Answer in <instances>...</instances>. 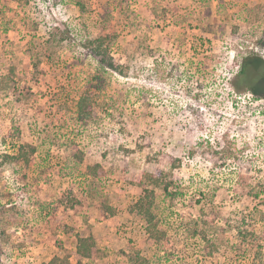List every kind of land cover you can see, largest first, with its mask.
Here are the masks:
<instances>
[{"label":"rangeland","instance_id":"obj_1","mask_svg":"<svg viewBox=\"0 0 264 264\" xmlns=\"http://www.w3.org/2000/svg\"><path fill=\"white\" fill-rule=\"evenodd\" d=\"M247 56L264 0H0V264H264Z\"/></svg>","mask_w":264,"mask_h":264},{"label":"trees","instance_id":"obj_2","mask_svg":"<svg viewBox=\"0 0 264 264\" xmlns=\"http://www.w3.org/2000/svg\"><path fill=\"white\" fill-rule=\"evenodd\" d=\"M257 58V57H256ZM255 56H247L243 59V62L241 64V67L237 73V76L234 81H232V85L235 89L242 90V89H248L251 91H256L257 81L262 77L264 79V74H261V77H258L257 73L254 70V63L258 60ZM261 60V59H259ZM263 62V61H262ZM113 66V65H112ZM264 81V80H263ZM84 101V99L82 100ZM79 109L82 110L83 108V102H80ZM142 203V202H141ZM140 210L142 212L148 213L149 209H145V206L143 204H139ZM99 249L96 245V241L93 237L88 238H80L79 244L77 248V255L81 260L84 259H96L99 256ZM56 260V259H55ZM55 260L51 261L48 264H55Z\"/></svg>","mask_w":264,"mask_h":264}]
</instances>
